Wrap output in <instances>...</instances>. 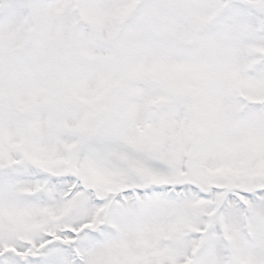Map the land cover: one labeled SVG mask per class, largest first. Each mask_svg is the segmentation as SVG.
<instances>
[{"label":"snow or ice","instance_id":"obj_1","mask_svg":"<svg viewBox=\"0 0 264 264\" xmlns=\"http://www.w3.org/2000/svg\"><path fill=\"white\" fill-rule=\"evenodd\" d=\"M0 264H264V0H0Z\"/></svg>","mask_w":264,"mask_h":264}]
</instances>
